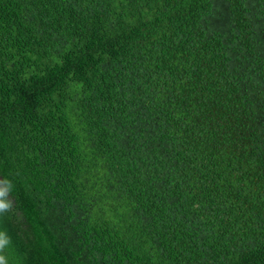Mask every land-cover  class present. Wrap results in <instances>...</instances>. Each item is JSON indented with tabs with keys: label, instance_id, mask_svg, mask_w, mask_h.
Segmentation results:
<instances>
[{
	"label": "trees",
	"instance_id": "16d2710c",
	"mask_svg": "<svg viewBox=\"0 0 264 264\" xmlns=\"http://www.w3.org/2000/svg\"><path fill=\"white\" fill-rule=\"evenodd\" d=\"M9 264H264V0H0Z\"/></svg>",
	"mask_w": 264,
	"mask_h": 264
},
{
	"label": "clouds",
	"instance_id": "9594fccd",
	"mask_svg": "<svg viewBox=\"0 0 264 264\" xmlns=\"http://www.w3.org/2000/svg\"><path fill=\"white\" fill-rule=\"evenodd\" d=\"M14 184L7 177L0 179V216L11 212L14 222L23 227L24 215L16 211L18 205L11 197ZM11 237L6 230H0V264H9L8 248L11 245Z\"/></svg>",
	"mask_w": 264,
	"mask_h": 264
}]
</instances>
